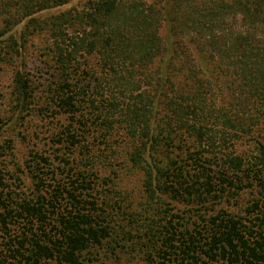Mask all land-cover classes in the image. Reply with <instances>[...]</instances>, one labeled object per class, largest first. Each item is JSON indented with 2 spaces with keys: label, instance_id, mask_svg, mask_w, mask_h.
Masks as SVG:
<instances>
[{
  "label": "trees",
  "instance_id": "obj_1",
  "mask_svg": "<svg viewBox=\"0 0 264 264\" xmlns=\"http://www.w3.org/2000/svg\"><path fill=\"white\" fill-rule=\"evenodd\" d=\"M73 1L0 0V69L13 68L0 149L30 116L67 121L52 137L58 167L33 156L30 194L0 168V264H82L122 245L132 208L112 202L116 181L100 185L92 165L114 170L119 157L145 178L144 264H264V0ZM40 37L38 66L53 76L43 89L27 69ZM245 188L260 193L245 221L222 212L201 226L161 206Z\"/></svg>",
  "mask_w": 264,
  "mask_h": 264
},
{
  "label": "rangeland",
  "instance_id": "obj_2",
  "mask_svg": "<svg viewBox=\"0 0 264 264\" xmlns=\"http://www.w3.org/2000/svg\"><path fill=\"white\" fill-rule=\"evenodd\" d=\"M85 0H74L70 5L66 6H81ZM64 10V9H63ZM59 11V10H58ZM48 14V13H47ZM2 23L0 22V27ZM20 29V27H18ZM45 41V40H44ZM43 38H35L30 40L29 51L27 52V69L31 75V79L35 87L48 86L53 78L50 74V70H42L38 65L40 64V53L44 47ZM40 51V53L38 52ZM41 65V64H40ZM13 77L12 67H1L0 69V103L3 105L8 104V99L11 95V83ZM39 94V92H38ZM40 95V94H39ZM38 95V97H40ZM51 117V116H49ZM67 124L66 118H46L40 116H30L27 118L22 126H19L13 135H9L6 131L5 136L1 141H5L8 137L13 138V148L11 150L0 149V168H2L3 174L5 173L6 183L8 187L13 191L20 193L30 194L34 188V180L30 174L29 165L32 164L33 156L36 154H43L50 156L55 163L54 168L58 167L59 161L54 157L65 153L62 149L59 152L58 146H55L52 142V137L62 128L60 126ZM256 138L264 141V126L258 129L256 132ZM4 139V140H3ZM4 144V143H1ZM129 145V144H127ZM61 146H59L60 148ZM248 149V148H247ZM80 154L71 157L74 161L80 160ZM93 163V162H92ZM114 170L104 169L103 165L99 161H95L92 165H95V170L98 174V178L94 181L101 183L100 179L110 177L116 181V188L113 189L115 196L112 198V202L118 199L123 202L117 203L122 206H131L132 209H125L127 215L120 214L121 226L131 228L132 234L125 239L122 245L112 248L110 244H106L103 247L93 248L88 251L84 256L82 264H144L145 256L147 255V245L143 242L139 236L137 230L143 227L148 221L147 215L144 214L143 205L147 201L146 192L144 188V175L142 172L133 171L129 172L125 162L121 157L114 162ZM53 168V167H52ZM62 168L56 170L54 177L62 176ZM12 175L15 178H12ZM49 177V176H48ZM119 177V179H117ZM19 178L21 182L17 180ZM94 179V178H93ZM51 181V177L46 179ZM101 185V184H100ZM218 189V188H216ZM108 189L103 191H107ZM229 191V192H228ZM224 194L215 192L209 196V202L206 204L200 203H188L174 198L171 194L163 197V209H172L175 213L185 217L187 222L197 221L202 226V219L199 215H202L206 221L217 214L222 212L233 214L235 217L245 218L252 217L248 215L247 210L251 208L257 197H260V193L256 188H245L240 191L228 190ZM217 193V194H216ZM217 195L214 197V195ZM16 197V196H14ZM130 215V217L128 216ZM145 215V216H144ZM159 221H163L161 216H158ZM142 229V228H141ZM144 236V234H141ZM5 241L0 239V246L4 247ZM5 253L2 254L1 258ZM88 258H92L89 261ZM47 264H57L56 262Z\"/></svg>",
  "mask_w": 264,
  "mask_h": 264
}]
</instances>
